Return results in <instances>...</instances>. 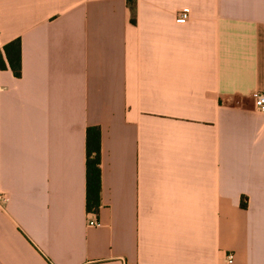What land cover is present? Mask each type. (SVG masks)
Segmentation results:
<instances>
[{
	"label": "crops",
	"instance_id": "crops-1",
	"mask_svg": "<svg viewBox=\"0 0 264 264\" xmlns=\"http://www.w3.org/2000/svg\"><path fill=\"white\" fill-rule=\"evenodd\" d=\"M1 58L0 264H264V0H0Z\"/></svg>",
	"mask_w": 264,
	"mask_h": 264
},
{
	"label": "trees",
	"instance_id": "trees-1",
	"mask_svg": "<svg viewBox=\"0 0 264 264\" xmlns=\"http://www.w3.org/2000/svg\"><path fill=\"white\" fill-rule=\"evenodd\" d=\"M4 53L10 69L16 77L21 75V42L13 40L4 46ZM0 59V69H6ZM243 207L246 203H242ZM101 207V130L89 127L86 132V210L97 214Z\"/></svg>",
	"mask_w": 264,
	"mask_h": 264
},
{
	"label": "built area",
	"instance_id": "built-area-1",
	"mask_svg": "<svg viewBox=\"0 0 264 264\" xmlns=\"http://www.w3.org/2000/svg\"><path fill=\"white\" fill-rule=\"evenodd\" d=\"M179 17L181 19H184V20H187L189 19V15L188 13L186 12H182L179 14ZM252 99H253V103H254V106L255 108L262 112L264 114V92L262 91H255L252 95ZM7 200L6 196L4 194H0V204H3L5 203ZM89 226H98L99 225V222L98 220H96L95 218L93 219H89ZM232 258L233 256L232 255H229L228 256V261L229 262H232Z\"/></svg>",
	"mask_w": 264,
	"mask_h": 264
}]
</instances>
